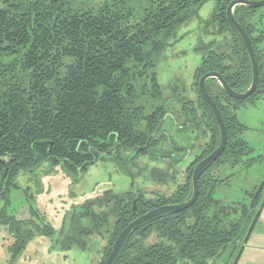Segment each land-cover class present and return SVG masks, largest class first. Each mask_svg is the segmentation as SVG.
Wrapping results in <instances>:
<instances>
[{
    "label": "trees",
    "instance_id": "trees-1",
    "mask_svg": "<svg viewBox=\"0 0 264 264\" xmlns=\"http://www.w3.org/2000/svg\"><path fill=\"white\" fill-rule=\"evenodd\" d=\"M208 1L0 0V227H7L12 238L10 264L35 233L53 232L46 225L39 230L30 220L20 221L7 213L9 192L19 189V177H34L49 166L76 178L98 159L113 154L119 158L128 152L132 158L149 156L166 163L162 169H152L154 182H173L168 170L171 162L179 160L161 155L160 142L167 144L169 139L158 131L167 115V98L156 67L169 39ZM232 1L215 0L213 12L203 23L205 32L214 30L211 34L218 39L196 48L202 58L193 76L195 100L172 95L180 104L172 113L180 130L190 123L197 129L201 124L212 127L208 149L194 158L184 183L153 204L142 191L119 195L105 191L86 201L69 218L61 238L63 248L87 250L88 239L101 235L105 239L97 264H105L117 236L131 221L152 208L190 198L194 167L219 143L215 118L198 91L199 79L217 72L237 92L251 83L249 59L226 17ZM257 10L244 5L234 8L257 61L259 76L253 94L234 100L215 79L206 82L223 119L226 145L221 156L203 169L195 203L141 224L127 236L113 264H205L234 248L231 259L245 241L264 188L252 209L246 204H223L212 193L226 180L214 174L221 166L244 163L250 167L259 160L243 162L251 149L241 138L247 127L235 115L238 108L264 95V50L259 48L264 36L251 20ZM134 200L136 212L132 211Z\"/></svg>",
    "mask_w": 264,
    "mask_h": 264
},
{
    "label": "rangeland",
    "instance_id": "rangeland-1",
    "mask_svg": "<svg viewBox=\"0 0 264 264\" xmlns=\"http://www.w3.org/2000/svg\"><path fill=\"white\" fill-rule=\"evenodd\" d=\"M214 7L215 0H209L200 8L197 16L177 30L175 36L169 39L168 46L156 67L158 83L167 98L165 102L167 115L161 130L169 136L173 145L184 149L186 147L190 152L186 151L184 155V151L169 150L173 153L174 159L183 155L185 158L170 163L173 167L168 170V174L172 176L173 182L155 184L151 171L153 168L162 169L163 163H158L149 156L132 158L125 153L119 158L113 154L98 159L82 173H78L76 178L66 177L60 167L50 169L49 166H45L34 177L33 175L19 177V189H12L9 192L7 213L20 221L30 220V223L39 230L46 225L53 232L49 235L35 233L21 256L12 264H97L105 239L101 235L88 239L87 250H80L76 246L69 250L63 248L61 242L63 231L68 230L69 218L74 210L78 211L86 201L101 196L105 191L117 195L127 191L135 193L142 191L144 199H151L153 204L164 195L168 197L177 184L184 183L188 167L196 155L208 149L213 132L212 127L206 124H201L197 129L191 127L190 123L186 126V131L182 130L181 133L177 126V116H172V113L180 108V104L172 95L174 92L178 97L185 96L187 99L195 100L196 94L192 89L193 76L202 58L196 48L211 38L218 39V36L211 34L214 30L206 33L203 24ZM257 9L251 20L255 23L257 32L262 30L264 36V6ZM259 48L264 50V40ZM235 115L247 127L241 138L251 149L250 154L243 158V162L247 158L259 160H255L250 167H246L244 163L234 167L229 164L221 166L214 174L219 179L226 180L214 189L212 196L223 204L240 203L249 206L251 202L249 193L260 183L264 175V95L259 100L238 108ZM30 202L35 208L34 212ZM11 243L12 238L7 227H0V264H10L8 246ZM227 256V252L220 253L208 259L205 264H231L232 260Z\"/></svg>",
    "mask_w": 264,
    "mask_h": 264
},
{
    "label": "water",
    "instance_id": "water-1",
    "mask_svg": "<svg viewBox=\"0 0 264 264\" xmlns=\"http://www.w3.org/2000/svg\"><path fill=\"white\" fill-rule=\"evenodd\" d=\"M238 5H244L250 8H260L264 6V0H234L230 2L226 8V17L231 25V27L235 30V32L238 34L239 38L241 39V42L243 44V47L245 49V52L247 54V57L250 62V67H251V83L249 87L243 91V92H237L233 89H231L228 84L225 82V80L222 78V76L217 73V72H208L205 73L204 75L201 76V78L198 81V91L208 108L210 109L212 115L214 116L218 130H219V143L216 146V148L205 158L201 159L196 166L193 169L192 175H191V187H192V193L189 199L185 200L184 202L178 203V204H172V205H164L161 207H157L153 210H150L149 212L135 218L133 221H131L117 236L111 251L105 261V264H113L117 254L119 253L125 239L127 238L128 235L132 234L137 227H139L141 224L144 222L161 215L163 213L167 212H181L185 209L190 208L196 201L198 197V180L199 177L203 171V169L215 162L222 154L225 145H226V133H225V128L223 124V119L222 116L215 105V103L212 101L210 98L207 89H206V82L208 79H215L219 86L221 87L222 91L226 96H228L231 99L234 100H244L251 96L256 89L257 82H258V76H259V71H258V66H257V61L254 56V50L252 46V42L245 32V30L237 23L235 16H234V8ZM149 142V141H148ZM147 142V144H148ZM264 188V175L262 177V180L258 184L252 198L251 202L249 204V209H252L254 206L256 200L258 199L260 193L262 192ZM137 201L134 200L132 202V211L136 212L137 210ZM234 248H231V250L228 253V256L232 253Z\"/></svg>",
    "mask_w": 264,
    "mask_h": 264
},
{
    "label": "crops",
    "instance_id": "crops-1",
    "mask_svg": "<svg viewBox=\"0 0 264 264\" xmlns=\"http://www.w3.org/2000/svg\"><path fill=\"white\" fill-rule=\"evenodd\" d=\"M256 214L255 223L245 241L235 250L231 264H264V195Z\"/></svg>",
    "mask_w": 264,
    "mask_h": 264
},
{
    "label": "flooded vegetation",
    "instance_id": "flooded-vegetation-1",
    "mask_svg": "<svg viewBox=\"0 0 264 264\" xmlns=\"http://www.w3.org/2000/svg\"><path fill=\"white\" fill-rule=\"evenodd\" d=\"M218 83V82H217ZM216 121V120H215ZM178 126V125H177ZM186 126H188V125H183V127H184V129H182V130H184V131H186V129H187V127ZM162 129V128H161ZM160 128H159V130L158 131H160L161 133H160V135H161V137L162 138H164V133L165 132H163L162 130H161ZM178 130L181 132V133H183L182 132V130H180L179 129V127H178ZM166 135V134H165ZM167 138V137H166ZM166 142H167V144H165V143H163V142H160V145L162 146L161 148H162V151L164 152V153H162L161 155H163L164 157H166V156H168L169 158H174V155H173V153L172 152H170L171 150H173V151H184V155L186 154V151L188 152V153H190L187 149H186V147H185V149H184V147H178V146H175V145H173L171 142H170V140L168 139V140H166ZM170 150V151H169ZM125 154H128V152H125ZM184 155L182 156V157H178V158H175L176 160H179V161H181V160H184L185 158H184ZM197 156V155H196ZM195 156V157H196ZM187 157H188V155H187ZM194 157V158H195ZM168 159V158H167ZM164 164H166V163H163V165ZM165 167V166H164ZM149 212V211H148ZM147 213V212H146ZM145 214V213H144ZM141 215H143V214H141ZM141 215H139V216H141ZM138 216V217H139Z\"/></svg>",
    "mask_w": 264,
    "mask_h": 264
}]
</instances>
